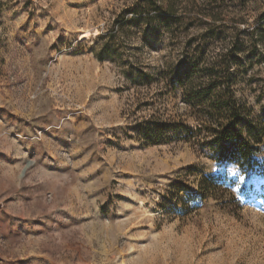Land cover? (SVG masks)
Masks as SVG:
<instances>
[{
    "label": "rangeland",
    "instance_id": "1",
    "mask_svg": "<svg viewBox=\"0 0 264 264\" xmlns=\"http://www.w3.org/2000/svg\"><path fill=\"white\" fill-rule=\"evenodd\" d=\"M210 26L240 34L237 95L264 119V0H0V264H264V176L127 129L153 113L130 80ZM217 171L239 202L183 208Z\"/></svg>",
    "mask_w": 264,
    "mask_h": 264
},
{
    "label": "trees",
    "instance_id": "2",
    "mask_svg": "<svg viewBox=\"0 0 264 264\" xmlns=\"http://www.w3.org/2000/svg\"><path fill=\"white\" fill-rule=\"evenodd\" d=\"M151 8H135L132 13L148 12ZM168 11L172 12L170 6ZM111 35L101 34L98 38ZM187 45L179 59L165 62L153 76L138 71L130 80L134 88L147 90L153 84V98L135 99L136 112L153 107V113L135 119L128 131L145 146L178 142L208 150L219 166L230 165L245 181L264 176V164L257 158L264 144V119L253 118L251 109L237 95L241 70L252 63L240 34L233 31L227 37L224 28L210 26L206 36ZM132 75L131 70L129 76ZM239 184L227 173L205 174L200 177L196 192L184 195L181 203L186 208L206 197L225 200L228 195L226 202L235 204L239 199L227 192Z\"/></svg>",
    "mask_w": 264,
    "mask_h": 264
}]
</instances>
